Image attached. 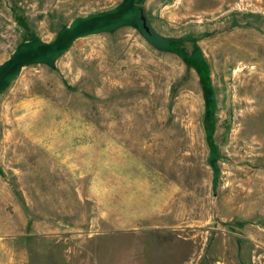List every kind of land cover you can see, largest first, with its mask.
I'll list each match as a JSON object with an SVG mask.
<instances>
[{"label": "rangeland", "instance_id": "374dc122", "mask_svg": "<svg viewBox=\"0 0 264 264\" xmlns=\"http://www.w3.org/2000/svg\"><path fill=\"white\" fill-rule=\"evenodd\" d=\"M9 54L23 61L0 65L12 263L58 264L39 246L83 244L101 264H264V0H0ZM172 180L195 202L179 225H151Z\"/></svg>", "mask_w": 264, "mask_h": 264}, {"label": "crops", "instance_id": "0c3cea01", "mask_svg": "<svg viewBox=\"0 0 264 264\" xmlns=\"http://www.w3.org/2000/svg\"><path fill=\"white\" fill-rule=\"evenodd\" d=\"M254 32L258 33V30H254L252 29ZM245 34H252L254 36H256L254 33H252L251 31H249L248 29H245ZM262 35V33L260 32V36ZM230 38V37H229ZM149 43V42H148ZM150 46L152 47L151 43ZM228 52V51H225ZM10 54L8 56L5 57V59L0 62V65H2L8 58H9ZM258 65V62H255ZM260 65V63H259ZM241 124V123H240ZM260 129V127L258 128ZM235 139H230L231 142H233ZM58 145V144H55ZM66 145V144H65ZM56 152H60L57 149H38L35 151V153H42V154H47L50 155L52 153H56ZM64 152H69L70 154H72L73 150H65ZM33 173L35 175H41V174H48V176L52 177V176H57L56 171L52 170V169H48L45 171H41V170H34ZM253 173V172H252ZM256 173H262L263 177H264V171H260V172H256ZM60 174H63L66 177H70L73 174V171L68 170V171H61ZM160 174H162V172H160ZM129 177H134L132 175H128ZM139 177H148V173H144L142 175H138ZM162 176V175H161ZM165 177V176H164ZM162 190L160 193V203H161V215L156 218L159 222L156 223H151V225H163V226H176L179 225L180 220L182 218L179 217V210L182 211L185 208V204L186 203H193L195 202V194L194 193H188L186 194L183 190V187L181 186V184L178 181H167L162 182ZM197 200L199 201V198H197ZM51 202H55L53 200H50L49 203ZM260 203L262 204V206L260 205V208L264 209V183H260ZM51 208H53V206H51ZM55 208V207H54ZM246 209H248L246 207ZM94 236V237H93ZM86 235V234H71V235H65L64 237L59 235V234H52V233H48V234H38V238H40V240L43 241H56L57 239L60 238H72L73 240H75L78 243H82L87 239L90 238H96L98 235ZM260 244L264 245V236H260ZM38 254L43 255V254H53L54 257L58 260L57 263H61L59 261H62L64 264H101L100 262V255L99 252L96 250H89L88 247H86L83 244H75V245H70L67 246V248L65 250H63L62 252H57L54 247L52 246H45V245H41L39 246V250L36 251ZM22 259H16L15 262H11L10 261V256H11V252L6 249V247L4 245H2V250L0 251V258H1V264H25L24 261V254L25 252L22 251ZM110 256V255H109ZM100 257V258H99ZM18 258V257H17ZM62 264V263H61Z\"/></svg>", "mask_w": 264, "mask_h": 264}, {"label": "trees", "instance_id": "16d2710c", "mask_svg": "<svg viewBox=\"0 0 264 264\" xmlns=\"http://www.w3.org/2000/svg\"><path fill=\"white\" fill-rule=\"evenodd\" d=\"M139 9H140V7L138 8V11H139ZM139 19H140V12H139V17H138ZM141 20V19H140ZM148 25V24H147ZM143 27V26H142ZM149 27V26H148ZM143 29H144V27H143ZM145 30V29H144ZM145 32L146 33H148V34H151V31H146L145 30ZM152 35V34H151ZM150 35V36H151ZM13 55H15V54H13ZM23 61H22V59H19V58H17L16 56H11L8 60H6L5 62H4V65L5 64H7V65H9L10 66V68H11V70H12V72H13V74L15 75V73L17 72V70L19 69V67H21L22 65H23V63H22ZM3 65V66H4ZM0 67H2V66H0ZM2 81H3V78L1 77L0 78V87L2 86Z\"/></svg>", "mask_w": 264, "mask_h": 264}, {"label": "water", "instance_id": "95a60500", "mask_svg": "<svg viewBox=\"0 0 264 264\" xmlns=\"http://www.w3.org/2000/svg\"><path fill=\"white\" fill-rule=\"evenodd\" d=\"M139 12H140V18L142 20V26L144 27L146 31H148L146 16L144 15L143 9L141 7L139 9Z\"/></svg>", "mask_w": 264, "mask_h": 264}, {"label": "bare ground", "instance_id": "6f19581e", "mask_svg": "<svg viewBox=\"0 0 264 264\" xmlns=\"http://www.w3.org/2000/svg\"><path fill=\"white\" fill-rule=\"evenodd\" d=\"M258 66H260V65H258ZM243 67H245V66H243ZM260 68V67H259ZM241 69H243V68H241ZM258 69V68H257ZM254 73V72H253ZM254 74H256V73H254Z\"/></svg>", "mask_w": 264, "mask_h": 264}, {"label": "flooded vegetation", "instance_id": "af4514ba", "mask_svg": "<svg viewBox=\"0 0 264 264\" xmlns=\"http://www.w3.org/2000/svg\"><path fill=\"white\" fill-rule=\"evenodd\" d=\"M141 19V18H140ZM142 21V20H141ZM148 31H150V27H148Z\"/></svg>", "mask_w": 264, "mask_h": 264}]
</instances>
